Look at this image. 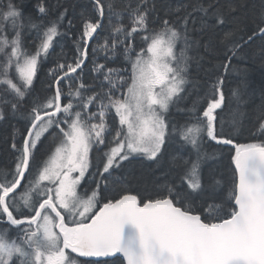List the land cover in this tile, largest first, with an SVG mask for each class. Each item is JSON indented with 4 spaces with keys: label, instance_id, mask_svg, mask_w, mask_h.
Listing matches in <instances>:
<instances>
[{
    "label": "trees",
    "instance_id": "trees-1",
    "mask_svg": "<svg viewBox=\"0 0 264 264\" xmlns=\"http://www.w3.org/2000/svg\"><path fill=\"white\" fill-rule=\"evenodd\" d=\"M1 26L10 39L0 46V194L17 182L23 143L34 120L55 111L56 93L60 102L58 113L43 117L30 136L23 181L12 195L0 198V234L9 264H41L30 252L28 261L17 257L15 249L36 236L37 220L31 225L13 221L31 220L48 201L33 185L75 127L89 145L79 191L94 198L92 213L139 193L149 202L169 199L207 225L233 215V161L237 150L264 147V119L254 132L242 133L239 127L225 129L217 119L210 123L204 113L216 104L220 107L214 115L246 107L255 77L242 50L264 56V0H0V31ZM168 31L177 36L172 68L186 82L165 115L159 154L110 160L115 140L126 137L117 111L131 83L132 63L151 39ZM45 42L47 51L38 56ZM33 57L36 68L27 81L26 66ZM261 101L264 104V94ZM47 120L51 123L42 132ZM101 173L106 184L99 192ZM20 197H29L27 207H17ZM55 208L64 219L60 229L71 242L75 227L66 225L62 210ZM44 210L52 211L45 204L40 215ZM53 216L56 227L59 218ZM66 253L75 264H123L115 256L85 258L76 249Z\"/></svg>",
    "mask_w": 264,
    "mask_h": 264
},
{
    "label": "rangeland",
    "instance_id": "rangeland-1",
    "mask_svg": "<svg viewBox=\"0 0 264 264\" xmlns=\"http://www.w3.org/2000/svg\"><path fill=\"white\" fill-rule=\"evenodd\" d=\"M10 19L14 20L12 17ZM1 27L0 46H3L8 44L10 38L4 34L5 27ZM11 36L14 37L15 34L12 33ZM176 39L174 31L160 34L151 39L144 52L134 59L131 83L125 101L117 111L123 133L126 130V137L124 140H115L114 143L118 145L114 147L113 156L155 157L159 154L165 134V115L186 82L179 73L174 72L171 65ZM47 47L48 42H45L38 56H43ZM242 55L246 59V67L255 77L254 86L247 94L248 103L243 109L228 108L220 111L218 122H223L227 130L239 127L240 132L251 133L264 119V104L261 101L264 94V56L245 49L242 50ZM36 59L37 57H33L28 61L27 81L34 74ZM21 71L23 73V66ZM50 123L51 120L43 123L41 131L45 132ZM41 131L37 132L36 139L42 134ZM88 151L86 138L75 127L74 131L67 134L64 142L54 149L33 185L39 197H46L62 210L66 225L69 223L76 228L91 218L95 207L92 197L79 192L88 169ZM28 200L29 197H20L17 207H27ZM54 222L52 211L44 210L35 225L36 236L29 237L24 242V248L15 246L17 256L28 261L30 252L41 264H75V261L68 259ZM5 242L0 234V264L10 263L3 258L7 250Z\"/></svg>",
    "mask_w": 264,
    "mask_h": 264
},
{
    "label": "water",
    "instance_id": "water-1",
    "mask_svg": "<svg viewBox=\"0 0 264 264\" xmlns=\"http://www.w3.org/2000/svg\"><path fill=\"white\" fill-rule=\"evenodd\" d=\"M218 107L211 106L205 114H212ZM59 109L57 102L55 111L48 115L57 114ZM42 117L28 131L25 162L28 137ZM233 168L235 212L228 220L209 226L169 199L138 206L135 197L126 195L100 207L86 225L76 229L74 246L85 258L115 256L123 264H264V147L238 151ZM24 174L25 168L2 199L15 192ZM43 205L33 219L22 223H32ZM59 218L58 231L63 224V218ZM61 236L65 240L63 233Z\"/></svg>",
    "mask_w": 264,
    "mask_h": 264
},
{
    "label": "flooded vegetation",
    "instance_id": "flooded-vegetation-1",
    "mask_svg": "<svg viewBox=\"0 0 264 264\" xmlns=\"http://www.w3.org/2000/svg\"><path fill=\"white\" fill-rule=\"evenodd\" d=\"M103 165H104L103 163H100L98 167H99V168H102ZM101 174H102V173H101ZM102 177H103L104 179H103V178H100L99 182L97 183L98 186L100 187V188L98 189L99 192H100V191H103V185L106 184V180H105L106 177H105L103 174H102ZM123 178H124V176H122L121 180L124 181L125 178H124V179H123ZM122 183H123V182H122ZM2 194H3V193H2ZM134 196L136 197L137 202H138V205H140V206L143 205V204H144L143 202H145L146 199H147V196H145V197H144V196H141L139 193L134 194ZM0 197H1V194H0ZM100 201H101V199H100ZM97 210H98V209H97ZM97 210H96V211H97ZM95 213H96V212H95ZM95 213H94V214H95ZM94 214H93V215H94ZM93 215H92V216H93ZM66 243H67V246L73 244V242H70V243L66 242ZM62 255H63V253H62ZM57 257H59V252H58V256H57Z\"/></svg>",
    "mask_w": 264,
    "mask_h": 264
},
{
    "label": "bare ground",
    "instance_id": "bare-ground-1",
    "mask_svg": "<svg viewBox=\"0 0 264 264\" xmlns=\"http://www.w3.org/2000/svg\"><path fill=\"white\" fill-rule=\"evenodd\" d=\"M71 73H72V72H69L68 74H71ZM65 76H66V75H65ZM56 98H57V102H59L58 93H56ZM57 102H56V103H57ZM59 103H60V102H59ZM25 139H26V138H25ZM27 165H28V162H25V161H24V164H23L22 169L25 168V172H26V169H27ZM4 213H8V212L4 210Z\"/></svg>",
    "mask_w": 264,
    "mask_h": 264
}]
</instances>
